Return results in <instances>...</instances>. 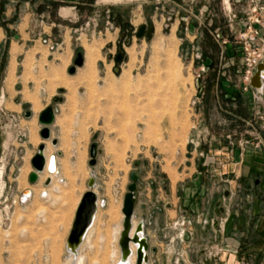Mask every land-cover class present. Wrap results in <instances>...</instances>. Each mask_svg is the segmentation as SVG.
Masks as SVG:
<instances>
[{
  "label": "rangeland",
  "instance_id": "obj_1",
  "mask_svg": "<svg viewBox=\"0 0 264 264\" xmlns=\"http://www.w3.org/2000/svg\"><path fill=\"white\" fill-rule=\"evenodd\" d=\"M27 2L0 0V264H116L132 173V224L144 223L148 264H221L223 224L241 209L225 196L238 189L235 173L217 165L234 163L237 142L264 117V94L258 103L241 88L235 42L252 25L263 47L264 0ZM142 26L150 39L137 37ZM78 53L84 64L70 75ZM50 106L44 141L39 116ZM232 113L254 116L246 124ZM42 144L58 157L52 186L28 179ZM91 179L96 220L71 255L66 240Z\"/></svg>",
  "mask_w": 264,
  "mask_h": 264
},
{
  "label": "crops",
  "instance_id": "obj_2",
  "mask_svg": "<svg viewBox=\"0 0 264 264\" xmlns=\"http://www.w3.org/2000/svg\"><path fill=\"white\" fill-rule=\"evenodd\" d=\"M31 3L34 4L35 0H31L25 5L28 7L32 5ZM31 18V15H28V22ZM31 32L28 31L25 34L29 36ZM227 49L229 50L230 47ZM228 50L221 51V56L230 57L229 53L233 51ZM237 56L239 57L238 53ZM14 64H16V59L12 58L10 65ZM243 73L242 71V76ZM245 87L241 86L243 93L249 96L251 101L261 102L263 98L258 96L259 94L263 95L264 91L258 92L252 87L245 90ZM257 108L260 109V104ZM255 114L259 115L260 113L256 112ZM231 115L246 124V119H251V116H254L249 114L248 117L244 115L242 118L240 113H232ZM258 120L257 127L251 126L250 135L246 137V140L241 138L237 142L236 150L233 152V157H231L234 163L230 165V159L227 156V158L223 157L222 165H217L222 168L231 167L232 173H235L233 178L236 185H238V189L232 191L231 195L226 193L225 196L232 200V203L237 202L236 204L240 205L241 210L236 212V215H242L245 218L244 228L238 229L235 225L229 237L224 235V229L222 228L224 255L220 259L221 264H264V118ZM218 153L226 154L224 151Z\"/></svg>",
  "mask_w": 264,
  "mask_h": 264
},
{
  "label": "water",
  "instance_id": "obj_3",
  "mask_svg": "<svg viewBox=\"0 0 264 264\" xmlns=\"http://www.w3.org/2000/svg\"><path fill=\"white\" fill-rule=\"evenodd\" d=\"M145 27H140L138 33L136 34L138 38H142L144 36ZM153 34V30L149 29L145 35L147 39H150ZM18 37L16 36V39ZM117 58V63H118ZM84 64V56L81 53L77 54L76 59L74 60L73 66L69 70L70 75H74L78 68L82 67ZM264 60L257 67L256 73L252 77L250 81V85L252 89L260 90L264 88ZM258 85L256 86V84ZM54 103H62L63 99L55 98ZM28 108V106H25ZM26 117L30 118L31 113L29 111L26 112ZM55 121V109L52 106L47 107L43 110L39 116V124L42 126L40 131V137L42 140L47 141L51 138V130L50 127L54 124ZM58 141L56 139L52 140V145L57 146ZM45 145H40L36 155L31 160L32 167L34 171L29 175V182L31 184H35L39 180V173H42L46 167V159L44 157ZM90 161L89 166L94 168L97 163V146L96 143L91 145L90 147ZM56 157L51 156L49 160V164L47 170L51 175L56 170ZM131 183L128 186V192L124 197L122 213H123V222H122V233L119 240V247L121 252L125 255L129 254V246L130 243L136 244L137 252H136V264H148L149 260L148 256L145 255V251L149 252V244L147 238L140 239L138 234H143L144 223L140 222L137 226L136 234L133 237H130V232L132 229V219L134 215V210L136 206V192L138 188L139 175L137 173H132L130 176ZM51 183L50 179L45 181V185L49 186ZM94 188V179L89 181V190H87L80 200V203L76 209L74 219L72 222V226L70 232L68 233V237L66 240L67 250L76 253V250L82 243V240L86 234V232L91 228L92 223L94 221L95 214L98 210V196L93 190ZM26 193V192H24ZM228 196V194H227ZM238 229H243L245 226V218L244 216H237L235 214H231L226 219L224 223V235L229 237L234 229V227ZM149 254V253H148Z\"/></svg>",
  "mask_w": 264,
  "mask_h": 264
},
{
  "label": "built area",
  "instance_id": "obj_4",
  "mask_svg": "<svg viewBox=\"0 0 264 264\" xmlns=\"http://www.w3.org/2000/svg\"><path fill=\"white\" fill-rule=\"evenodd\" d=\"M231 17L232 19L235 18L234 15H231ZM257 36H259L258 31L252 25H250L248 27L247 32L240 33L239 37L236 39L235 42L239 45V50L236 53L239 54L240 61L243 66V81L246 85L245 90H249L251 88L250 81L256 73L257 67L264 60V41L262 43L263 47L258 48L255 45V40ZM216 39L222 47L223 51L226 50L228 47H230V49L232 48V45H230L231 43L226 38H224L222 34L218 33L216 35ZM257 91L262 92L264 91V88ZM259 118L260 120H263L264 117L260 116Z\"/></svg>",
  "mask_w": 264,
  "mask_h": 264
},
{
  "label": "bare ground",
  "instance_id": "obj_5",
  "mask_svg": "<svg viewBox=\"0 0 264 264\" xmlns=\"http://www.w3.org/2000/svg\"><path fill=\"white\" fill-rule=\"evenodd\" d=\"M65 12V11H64ZM64 14V13H63ZM68 14V13H67ZM159 35V34H158ZM134 50V49H133ZM131 65V64H130ZM132 66V65H131ZM13 74V73H12ZM11 78V77H10ZM258 85V83L256 84V86ZM42 145H44V144H42ZM43 154H44V157H45V159H46V167H45V170L42 172V173H39V178L41 179H43V178H45V179H50V181L52 180L53 181V177H55V176H57V174H58V157L54 154V150H52V148H50V146L48 145V144H46L45 145V150H44V152H43ZM51 156H55L56 157V170H55V172L51 175V173H49V172H47L48 170H47V167H48V164H49V160H50V157ZM51 184V183H50ZM51 186H52V184H51ZM55 189L57 190V191H60V188L59 187H55ZM50 189L49 188H45L44 190H42L41 192H40V196H45V197H47V198H49V196H50ZM59 193V192H58ZM32 195V192L29 190V191H26V193H24V195H23V202H25V201H27V199L30 197ZM82 198V197H81ZM79 200H81V199H79ZM79 203H80V201H79ZM79 205V204H78ZM98 205H99V201H98ZM77 206V205H76ZM78 207V206H77ZM77 209V208H76ZM75 209V210H76ZM76 212V211H75ZM95 216H96V214H95ZM95 218V217H94ZM94 220H96V218L94 219ZM95 221H93V223H94ZM93 223H92V225H93ZM92 227V226H91ZM136 231H137V227L135 228L134 226H133V224H132V229H131V232H130V237H133V235H135L136 234ZM143 231V230H142ZM88 232H89V230L86 232V234H85V236H84V238H83V240H82V243H83V241H84V239H85V237L88 235ZM138 236H139V238L140 239H142V238H145L144 237V231H143V234H138ZM82 243L80 244V246L82 245ZM80 246L78 247V249L80 248ZM137 245L136 244H134V243H130V246H129V254H127V255H125V254H123L122 252H121V256L117 259V262H116V264H135V261H136V252H137ZM77 249V250H78ZM77 250H76V252H77ZM121 250V249H120ZM71 255H74L75 253H72V252H70V251H68ZM145 255L146 256H148V252H146L145 251ZM79 259V258H78ZM148 260H149V256H148V258H147ZM79 261H80V259H79ZM145 264V263H144Z\"/></svg>",
  "mask_w": 264,
  "mask_h": 264
},
{
  "label": "flooded vegetation",
  "instance_id": "obj_6",
  "mask_svg": "<svg viewBox=\"0 0 264 264\" xmlns=\"http://www.w3.org/2000/svg\"><path fill=\"white\" fill-rule=\"evenodd\" d=\"M148 29H149V28H145L144 35H145V33L148 31Z\"/></svg>",
  "mask_w": 264,
  "mask_h": 264
}]
</instances>
